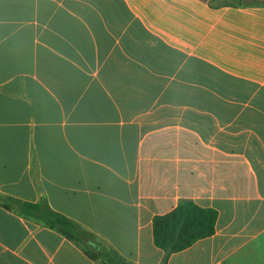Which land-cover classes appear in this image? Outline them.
Listing matches in <instances>:
<instances>
[{
	"label": "crops",
	"instance_id": "1",
	"mask_svg": "<svg viewBox=\"0 0 264 264\" xmlns=\"http://www.w3.org/2000/svg\"><path fill=\"white\" fill-rule=\"evenodd\" d=\"M45 199L132 264H264V0H0V264H100L2 205Z\"/></svg>",
	"mask_w": 264,
	"mask_h": 264
},
{
	"label": "trees",
	"instance_id": "2",
	"mask_svg": "<svg viewBox=\"0 0 264 264\" xmlns=\"http://www.w3.org/2000/svg\"><path fill=\"white\" fill-rule=\"evenodd\" d=\"M1 203L8 210H14L27 219L36 220L57 231L95 262L132 264L113 248L99 243L80 224L54 211L45 199L39 203H28L6 197ZM218 217L216 209L200 207L193 200H183L173 211L156 215L153 219V237L156 247L164 252L161 264H168L174 253L182 252L199 240L214 236ZM93 244L99 245L101 249H95Z\"/></svg>",
	"mask_w": 264,
	"mask_h": 264
},
{
	"label": "water",
	"instance_id": "3",
	"mask_svg": "<svg viewBox=\"0 0 264 264\" xmlns=\"http://www.w3.org/2000/svg\"><path fill=\"white\" fill-rule=\"evenodd\" d=\"M94 248L97 249V250H100L101 247L99 245H96V244H93Z\"/></svg>",
	"mask_w": 264,
	"mask_h": 264
}]
</instances>
